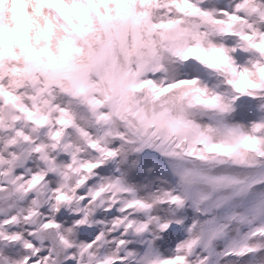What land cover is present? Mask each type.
<instances>
[{
  "label": "snow or ice",
  "instance_id": "obj_1",
  "mask_svg": "<svg viewBox=\"0 0 264 264\" xmlns=\"http://www.w3.org/2000/svg\"><path fill=\"white\" fill-rule=\"evenodd\" d=\"M187 6L205 34L174 55L223 74L172 85H203L207 127L192 133L200 152L166 155L142 141L121 152L122 140L108 146L67 109L53 127L0 85V101L20 113L11 125L0 119V264H264V65L237 59L264 57V0ZM217 37L246 47L230 54ZM21 117L32 134L16 127Z\"/></svg>",
  "mask_w": 264,
  "mask_h": 264
},
{
  "label": "rangeland",
  "instance_id": "obj_2",
  "mask_svg": "<svg viewBox=\"0 0 264 264\" xmlns=\"http://www.w3.org/2000/svg\"><path fill=\"white\" fill-rule=\"evenodd\" d=\"M16 1L19 7L28 10V16L31 22L28 30L32 37V51L34 50V53L37 54L34 62H36L35 64L38 66L35 67L46 69L50 77L43 79L38 76V78L30 77V80L26 79L25 69H23L24 67L22 64L23 59L19 48V33L13 34L10 31L9 28L12 21H10L9 18L8 21H5L6 26L1 28L3 30L0 31V35L7 37L11 41L8 48L12 52V59H16L14 61L10 59V63L0 62V84H3L9 90L19 94L23 99L22 101L30 108L37 110L40 114L49 115L54 122L60 115V110L67 109L71 115L76 117L78 127L93 132L91 127L92 123L81 105L69 99L67 96L62 95L53 81L54 79H59L60 82L64 84L63 74H67V64H78L87 71L91 81L97 87L99 94L103 96L110 79V71H112L110 52L107 48L108 42H111L114 46L117 70L120 73V109L123 108L121 106V97L127 103L129 96L126 90L128 72H134L137 78H144V76H148L150 68L162 62L167 67L168 75L166 79L168 84L190 79L192 76L198 75L196 70L191 68L185 69L163 52L155 55L153 48H156L154 44L157 43L155 37H158V33H153L156 30L150 31V29L147 28L149 27V20L157 21L156 19L159 18L158 20L168 21L170 23L167 24V27L171 29L169 33L181 40H186L189 45H195L197 40L193 37L204 36L205 29L203 25L205 22L201 17H198V15H193L191 8L187 6L189 3H194L192 0H164L162 3L163 7H169L174 11V14L171 16H159L156 12L154 13V11H152V13H154L153 15L151 10H148L151 0H123L128 15L126 14V16L122 15L119 17L116 9V7H122V5H118L119 0H100L99 6L104 9L105 21L109 30L107 38L103 36L100 26L82 0H58L67 12H69V16L71 15L70 17L73 18V22L78 25L80 31L82 30L87 44L78 40L79 38L75 40L76 37L69 40L67 35H65L64 29L60 25L62 22L51 10H48L50 9L48 5L52 3V0ZM115 1L118 3L117 5ZM231 3L232 2L219 4L218 6L227 7L230 6ZM178 8H183L184 13L182 14L176 11ZM81 9L86 10L87 20L84 23L81 22ZM0 13H4L5 18L10 16L12 12L9 0L0 1ZM119 18L122 23L119 21ZM125 18H127L129 24L124 22ZM144 18H146L147 21H144ZM132 19L139 22L143 20V22L140 23L141 26H137L136 24L130 23ZM13 24L16 25V22L13 21ZM256 27L260 30L261 26L257 25ZM134 31H140L136 34L138 44H136L131 37ZM153 34H155V36H152ZM122 40H125V42L122 43ZM214 42L223 43L229 48V53L231 54L233 44L231 41L217 37L214 38ZM203 43L207 47L209 41L204 40ZM135 45L138 46V55H140L143 60L139 63L135 62L134 56L137 55V53H135V50H137L135 49ZM237 59L240 60L239 67L246 66L249 68L252 67L253 63L258 61L257 59H246L244 55H242V59ZM253 71H255V69H253ZM157 81L162 83L163 80L161 77H158ZM202 81L204 82L203 78ZM201 86L203 85H182L177 88H172L161 100L151 99L150 101L144 96L138 100V102L135 101L140 115L145 119L144 124L146 129L143 131L145 134L136 129L133 131L130 129V132L128 130L122 132L124 128L120 125V121H113L109 129H114L124 137L132 140L127 143L124 141L119 150L125 152L127 151L128 145L141 141L151 143L152 140L156 144L155 132H153L154 129L150 127L153 120L157 125H155V127H158L159 131L162 130L165 139L169 141L171 139L169 133V125L171 124L183 128L181 133H184L188 139L193 140L192 133L194 124L205 129L207 127L205 123L206 113L202 108L198 107L195 94L196 88ZM124 112L125 111L122 109L123 115H125ZM0 119H2L5 124L11 125L8 110L3 106L1 101ZM167 120H169L168 124H166ZM16 127L22 128V130L32 134L31 127L24 124L22 120ZM69 134L74 144L82 142V138L75 130H70ZM110 139L111 141H108L110 146L117 141L113 140V137H110ZM41 142L45 143L46 141L41 140ZM81 155L86 156L87 153H82ZM247 158L251 161H255L248 155ZM145 163L150 164V158L146 157Z\"/></svg>",
  "mask_w": 264,
  "mask_h": 264
},
{
  "label": "clouds",
  "instance_id": "obj_3",
  "mask_svg": "<svg viewBox=\"0 0 264 264\" xmlns=\"http://www.w3.org/2000/svg\"><path fill=\"white\" fill-rule=\"evenodd\" d=\"M88 4L92 9H96L97 7H99V2H97V0H88ZM86 20H87L86 10L81 9V22L84 23V22H86ZM180 42L181 43H187V41H180ZM213 58H214V56H213Z\"/></svg>",
  "mask_w": 264,
  "mask_h": 264
}]
</instances>
